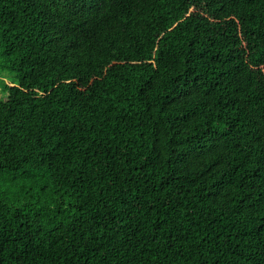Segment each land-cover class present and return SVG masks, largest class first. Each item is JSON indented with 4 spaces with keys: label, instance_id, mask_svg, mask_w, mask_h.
<instances>
[{
    "label": "trees",
    "instance_id": "16d2710c",
    "mask_svg": "<svg viewBox=\"0 0 264 264\" xmlns=\"http://www.w3.org/2000/svg\"><path fill=\"white\" fill-rule=\"evenodd\" d=\"M0 264H264V0H0Z\"/></svg>",
    "mask_w": 264,
    "mask_h": 264
}]
</instances>
